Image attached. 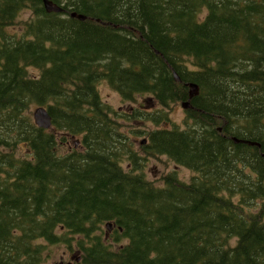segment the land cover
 I'll return each mask as SVG.
<instances>
[{"label": "trees", "instance_id": "obj_1", "mask_svg": "<svg viewBox=\"0 0 264 264\" xmlns=\"http://www.w3.org/2000/svg\"><path fill=\"white\" fill-rule=\"evenodd\" d=\"M50 1L64 11L0 0V264L75 244L79 264H264V0ZM101 83L158 106L124 115L157 125L141 153ZM190 83L189 125L162 127ZM41 106L51 130L33 121ZM71 139L79 147L62 151ZM159 157L191 181L173 172L155 186L145 162ZM107 223L126 244L107 242Z\"/></svg>", "mask_w": 264, "mask_h": 264}, {"label": "rangeland", "instance_id": "obj_2", "mask_svg": "<svg viewBox=\"0 0 264 264\" xmlns=\"http://www.w3.org/2000/svg\"><path fill=\"white\" fill-rule=\"evenodd\" d=\"M30 16L31 12L22 13L18 19V24L9 28V31L20 33L22 31L24 22L27 21ZM29 72L33 76L37 74V71L34 69H31ZM99 91L103 101L110 107L112 112H116L114 117L118 121L121 131L131 137V141L134 143L136 151L141 153V144L146 140V136L143 135V132L153 129L155 130L157 129V125L150 122H128L124 119V115L134 109L139 108L142 110L144 109L146 111L154 112V110H156L158 106L155 105L153 98L149 95H139L132 102H124L120 95L115 92L107 83H101L99 85ZM36 108L37 107L32 108V118ZM165 111V113H167V125H163L162 127L180 129L187 128V111L182 107V103H177L172 107L165 109ZM59 139H62V137L59 136ZM76 140L71 139L69 141L71 142L69 148L67 146H64L62 148V151L66 152L67 150L75 148L74 146H76ZM18 153L20 157H27L29 154L28 152L24 151V149L19 150ZM145 172L147 179L151 181L155 186H162L163 177L173 172L178 175V178L181 181L186 183H189L194 175L193 171L189 170L188 168L177 166L166 157L151 158L146 161ZM113 230L114 228L108 229L105 225H103V233L106 235L105 239L107 240V242L114 248H118L119 246L126 244V241L120 243H116L113 241ZM234 243L235 241H233V244ZM79 255L80 252L78 251L76 244L73 246V250H68L64 245L51 246L47 249L46 259L43 264H59L60 262H63V264H71L73 263V261H75L76 256L79 257Z\"/></svg>", "mask_w": 264, "mask_h": 264}, {"label": "water", "instance_id": "obj_3", "mask_svg": "<svg viewBox=\"0 0 264 264\" xmlns=\"http://www.w3.org/2000/svg\"><path fill=\"white\" fill-rule=\"evenodd\" d=\"M44 7L48 13H62L64 11V9L61 6L53 3L50 0H44ZM71 16L73 18H78L79 20H87L88 19L84 15H78L77 13H72ZM174 77H175V80L177 82H179V83L181 82V79L179 78V76L175 72H174ZM187 86L189 87V99L186 102L182 103V107L185 110L192 109L191 100L194 96L199 94V87L197 84L190 83V84H187ZM33 119H34V123L36 124V126L41 128V129L49 130L53 127L52 117H51L48 109L45 107H42V106L37 107L34 111ZM220 130H221V128H220ZM233 140L235 143H246L250 146H258V147L260 146L259 143H255V142H247V141H243V140H238L236 138H233ZM145 143H146V140L142 142V144H145ZM107 228L111 229L112 225L110 223H108Z\"/></svg>", "mask_w": 264, "mask_h": 264}, {"label": "flooded vegetation", "instance_id": "obj_4", "mask_svg": "<svg viewBox=\"0 0 264 264\" xmlns=\"http://www.w3.org/2000/svg\"><path fill=\"white\" fill-rule=\"evenodd\" d=\"M79 262H80V258L76 256L75 261H73V263H71V264H79ZM59 264H63V262H60Z\"/></svg>", "mask_w": 264, "mask_h": 264}]
</instances>
